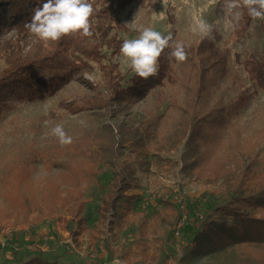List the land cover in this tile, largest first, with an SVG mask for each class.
Instances as JSON below:
<instances>
[{"label":"rangeland","instance_id":"rangeland-1","mask_svg":"<svg viewBox=\"0 0 264 264\" xmlns=\"http://www.w3.org/2000/svg\"><path fill=\"white\" fill-rule=\"evenodd\" d=\"M126 7L117 8L118 0H90L95 11L109 10L113 22L119 20L123 26L119 33L122 40L136 38L143 27H152L162 34L171 33L181 41L190 44L199 43L203 38L197 26L201 21L215 28L223 42L233 51V71H237L242 81L250 85L248 71L242 65L252 55L262 50L263 41L254 34V26L244 30L240 27L242 9L230 10L229 0H128ZM239 11V17L236 16ZM113 33V32H112ZM58 42L44 43L33 34L20 36L14 32L0 40V73L7 68V59L15 56L34 58L45 55L48 51L57 50ZM9 55V56H8ZM120 56L118 62L120 71L125 80L123 87L129 85V80L135 74L127 67L121 66ZM180 69L179 75H183ZM68 71L45 74L46 79L55 85L63 82L64 88L55 95L44 100L31 101L29 98H13L7 106L0 109V176L9 166L21 156H27L33 166V174L28 186L20 189L21 198L32 202V197H38L41 186L48 182L54 183L58 170L50 171L46 168V160L40 157H58L67 161L70 156V147L78 146V151L83 154L87 150L99 152V134L103 135L107 127L111 128L116 138L129 139L133 129H141L144 123H150L141 129L140 144L133 146L126 141L124 154L127 162L136 159L132 153L148 151L152 165L149 171H144L137 164L136 184L127 192L134 197L130 204L131 216L129 227L117 230L114 234L102 229L99 224L100 214L103 211L102 192L87 191L84 189L82 199L86 201V216L88 228L75 243L73 233L79 231L76 221L70 212L62 207L59 214L44 215L38 213H19L10 217L9 204L6 198L0 197V241L5 239V234L14 236L33 235L34 242L28 240L11 242L12 237L6 241V247L0 244V264H16L15 258H27L31 248L35 253L42 254L47 260H57L67 264H113L119 260L121 264H181L183 246L193 231V225L186 216L184 204L191 207L195 203L207 200L212 201L216 208L225 211L238 204L246 208L241 199L264 193V91H260L252 104L242 110L236 122L237 142L241 148L240 155L234 157L221 156L216 162L203 165H191L188 160L190 152L195 147L187 145V137L182 134L179 141L176 137L180 107H186L194 102V92L187 90L185 84L180 82L176 86L167 88L163 96L151 94L145 100L131 102V105L120 104L123 100L112 103L111 109L88 110L75 115L59 116L58 106L62 101L83 104L88 97L95 95L84 81H89L94 87H101L103 95H110L106 80L101 74L84 73L67 82ZM189 86V84H188ZM212 96L196 100V111L200 116L207 113L204 106L206 100L213 105L215 99H220L226 106L230 105L238 95V90L227 82L222 89L211 90ZM214 97V98H213ZM173 107H176L175 109ZM57 112H53L52 111ZM45 117V120H39ZM56 124H62L65 131L73 138V143L61 146L58 138L51 134V129ZM191 127V126H190ZM137 128V129H138ZM133 130V131H132ZM140 131V130H139ZM152 138L160 139L153 142ZM149 133V134H148ZM176 133V134H175ZM185 138H184V137ZM93 138L91 142L82 141V138ZM98 138V139H97ZM102 138V137H101ZM184 138V139H183ZM231 134L225 136L227 147ZM108 144L107 137L102 138ZM96 140V141H93ZM160 142V143H159ZM85 143V144H84ZM173 143L171 151H156L155 146ZM228 148V149H229ZM37 152L38 156L33 154ZM163 163H157L152 158L157 155ZM225 152L221 151L220 154ZM221 158V159H220ZM223 159V160H222ZM223 161V162H222ZM48 164L52 160H47ZM250 174H245V170ZM111 177L108 172L103 176L106 185ZM45 187V186H44ZM46 189V187L44 188ZM50 192L51 189L48 188ZM237 199V200H236ZM22 200V201H23ZM184 203V204H183ZM258 218L264 217V210L253 212ZM218 213L215 219L218 220ZM44 218V220L42 219ZM144 217L149 219L147 235L141 231ZM3 219V220H1ZM101 230L102 234H99ZM177 232L179 235L177 236ZM36 233V234H35ZM106 242H103V241ZM186 243V244H185ZM185 244V245H184ZM18 246V247H17ZM29 247L30 250L27 249ZM190 248L192 247L189 246ZM18 256H17V254ZM34 253V252H32ZM50 253L53 256L50 257ZM259 256V254L257 253ZM191 264H238L231 256L224 258H202Z\"/></svg>","mask_w":264,"mask_h":264},{"label":"trees","instance_id":"trees-1","mask_svg":"<svg viewBox=\"0 0 264 264\" xmlns=\"http://www.w3.org/2000/svg\"><path fill=\"white\" fill-rule=\"evenodd\" d=\"M118 1L117 8L113 11L114 15L119 9L129 4L128 0ZM43 2L44 0H0V40L13 32L20 36L30 33L24 25L30 20L33 9ZM241 9L240 27L247 30L255 24L254 34L263 41L262 50L242 63L248 71L250 85L242 81L237 71H233V51L213 28L211 36L203 37L197 44L181 41L173 35L175 42L185 45L188 53L186 62L177 63L174 58H169L171 49H166L159 60V71L156 77L145 81L134 74L129 80V85L124 88L125 77L120 71L118 62L121 56L120 47L124 41L119 36L123 26L119 20L112 21L109 10H101L94 11L92 37H64L58 41L56 52L48 51L45 55L34 58L15 56L7 59V68L0 73V109L7 106L8 101L13 98L41 101L55 95L64 88L65 84L60 82L52 85L46 79L45 74L54 72L67 70V82L78 76L81 80L84 73L101 74L110 92V95L105 96L100 90L101 87H94L89 81H84L89 89L95 91V95L88 97L87 102L85 103L86 100H84L83 104L62 101L57 109L58 112L60 111L59 116L62 117L75 115L86 109L93 111L109 109L116 100H123L124 102L120 104L127 106L131 105V102L145 100L151 94L163 96L167 88L176 86L180 82L178 77L180 76L182 83L184 78L187 79L185 84L187 90L189 92L193 90L195 94L194 102L190 101L185 108L180 107L181 115L178 116L176 124L177 132L180 134L176 139L180 141L182 134L185 137L188 136L187 145L189 148L195 147L188 158L192 161L191 165L196 167L198 162L208 165L226 154L232 157L240 155L241 148L236 140L237 136L234 137L237 127L236 119L242 110L252 104L258 93L264 91V21H253L247 10L243 7ZM180 69L183 70L182 76L179 75ZM227 82H231L232 86L238 90L237 97L228 106L224 105L220 99H215L213 105H210V100H206L204 106L207 113L200 116V111H196L198 102L196 100L209 98L213 93L211 90L222 89ZM45 119L42 117L39 120ZM148 124L150 123L141 125V129ZM137 128L132 130L133 134L129 139L124 140L123 137L116 138L111 128L107 127L103 135L99 134L100 142L93 140L99 145V152L87 150L80 154L78 146L72 145V148L68 149L71 154L67 161L52 155L47 158L40 157L52 160L50 164L46 160V168L50 171L58 170L59 173L54 183L44 184L46 189L43 185L41 186L38 197H32V202L23 200L19 195L20 189L28 186L32 177V163L25 160L27 156L17 158V161L0 176V197L4 196L8 201L10 217L19 213L33 214L34 212L44 215L43 209L47 210L48 215L59 214L63 206L76 221L79 231L73 233V238L77 243L78 238L88 228V217L85 213L87 205L82 199L85 189L102 192L103 211L99 218L102 229L114 234L116 229L122 230L129 227L131 225L130 204L134 197L128 196L127 192L136 184V166L139 164L147 172L152 165L148 151L132 153L136 157L132 162L124 160L127 156L123 152L126 141L133 146L141 143L140 136L143 131ZM147 128L146 126V132ZM150 134L153 142L163 140L158 137L152 138L154 131ZM229 134L232 136L229 139L230 148L224 140ZM101 137H107L108 144H105ZM91 139L93 138L85 137L82 141L91 142ZM174 147L176 146L170 143L155 146V149L158 152L171 151ZM221 151L225 153L220 154ZM152 158L158 164L164 162L159 157V153ZM108 172L111 177L104 185L103 176ZM245 174H250L248 169L245 170ZM48 188L51 189L50 192ZM236 194L239 195L238 201L244 200L242 202L246 208H240L236 204L224 212L223 209L216 208L212 201L204 202V197L193 207L183 203L186 216L193 225V231L187 238V244L183 246L184 255L179 260L181 264H191L207 257L228 256L235 259L238 264H264V217L258 218L253 214V212L264 210V193H256L243 199L238 191ZM216 213L219 214V221L215 219ZM42 219L44 220L43 217ZM149 223V219L144 217L140 231L144 235H147ZM3 230L0 229V232ZM99 234H102L101 230ZM29 255L27 258H15V263L67 264L57 260H47L35 251H30Z\"/></svg>","mask_w":264,"mask_h":264},{"label":"clouds","instance_id":"clouds-1","mask_svg":"<svg viewBox=\"0 0 264 264\" xmlns=\"http://www.w3.org/2000/svg\"><path fill=\"white\" fill-rule=\"evenodd\" d=\"M228 7L230 10L243 7L253 21H264V0H229ZM94 11L90 0H44L33 9L30 20L24 26L44 43L58 42L68 36L90 38L93 36ZM239 15V11H236V16ZM196 31L202 37H210L212 27L201 21ZM166 49H171L169 58H174L177 63L186 62L188 53L185 45L175 42L171 33L165 35L152 27H143L138 37L124 39L120 47L121 66L147 81L157 76L159 60ZM51 134L58 138L61 146L73 143V138L62 124H56ZM113 264L121 262L114 260Z\"/></svg>","mask_w":264,"mask_h":264},{"label":"crops","instance_id":"crops-1","mask_svg":"<svg viewBox=\"0 0 264 264\" xmlns=\"http://www.w3.org/2000/svg\"><path fill=\"white\" fill-rule=\"evenodd\" d=\"M35 234H36V233H35ZM32 236H33V235H31V236H29V235L21 236V235H20V236H17V237H16V236H15V237L13 236V237H12L13 239H11V242H13V241L15 242V241H16V242H22V243H24V240H25V241L30 240V241L34 242L36 239H35L34 237H32ZM8 240H9V239H8ZM9 241H10V240H9ZM17 247H18V246H17ZM27 249L30 250L29 247H27ZM31 249H32V251H35L33 248H31ZM49 256L52 257V256H53V253H50Z\"/></svg>","mask_w":264,"mask_h":264},{"label":"built area","instance_id":"built-area-1","mask_svg":"<svg viewBox=\"0 0 264 264\" xmlns=\"http://www.w3.org/2000/svg\"><path fill=\"white\" fill-rule=\"evenodd\" d=\"M12 235L13 234H5V239H3V241H0V244H1V246L4 248V247H6V245H7V243H6V241L9 239V237H12ZM177 236L179 235V233L177 232V234H176Z\"/></svg>","mask_w":264,"mask_h":264}]
</instances>
